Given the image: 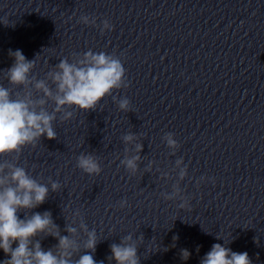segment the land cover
I'll use <instances>...</instances> for the list:
<instances>
[{
	"label": "clouds",
	"instance_id": "9594fccd",
	"mask_svg": "<svg viewBox=\"0 0 264 264\" xmlns=\"http://www.w3.org/2000/svg\"><path fill=\"white\" fill-rule=\"evenodd\" d=\"M0 22L8 23L6 20ZM79 22L96 24L95 18L88 15H82ZM113 28L109 20H103L102 32ZM9 56L14 62L4 73L10 87L0 84V157L15 156L18 160L24 148L35 147L42 137L56 139L54 123L58 118L60 122L69 121L73 118V109L94 111L106 97L112 96L114 90L128 87L126 69L115 53L89 49L77 55L78 58L72 59V62L67 57L62 58L43 79L33 75L37 56L29 60L19 49H10ZM113 100L121 112L130 111L129 99L117 101L113 96ZM49 101L54 105L51 111L47 107ZM121 139L125 145L132 144L136 154L126 155L120 160V165L129 174L135 175L144 146L135 143L137 136L131 132ZM164 140L169 149L175 150L179 146L171 132L165 134ZM124 151L128 153L130 149L126 147ZM176 166L179 169L178 180L182 181L188 175L187 167L183 166L182 159L176 160ZM76 167L87 175L102 172L98 157L92 153L77 156ZM204 179L201 177V180ZM61 187L59 182L51 179L47 184L42 183L16 163L0 162V250L10 257L0 264H104L94 259L100 242L97 232L88 228L79 210L70 213L71 223L66 222L64 228L67 235L61 234L50 211L29 215L32 209L46 202L50 193L60 191ZM161 195L166 201L179 197L180 208L190 205L188 198L180 194L178 185L173 186L171 193ZM126 205V200L119 202L120 208ZM20 212L25 214L23 219L19 216ZM47 236L56 238L58 243L45 250L41 239ZM216 239L223 238L216 236ZM142 242L143 236L134 239L129 233L119 243L110 244L108 259L115 264H140L138 247ZM229 242L224 240L223 245L214 243L201 258L200 264H252L247 252L232 251L226 246ZM82 250L83 254H80ZM77 255L78 258L74 259ZM189 256L190 253L184 250L183 258Z\"/></svg>",
	"mask_w": 264,
	"mask_h": 264
}]
</instances>
